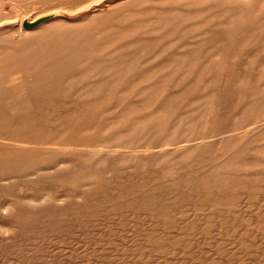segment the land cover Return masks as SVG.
Masks as SVG:
<instances>
[{"label": "rangeland", "instance_id": "1", "mask_svg": "<svg viewBox=\"0 0 264 264\" xmlns=\"http://www.w3.org/2000/svg\"><path fill=\"white\" fill-rule=\"evenodd\" d=\"M149 1L150 0H0V46L3 48L1 49L0 47V54L5 53L11 55L15 48L17 49L19 47L20 50H16L18 58L22 56V58H25H19L23 62H21L19 68L29 74L28 81H26V89H13L9 84H6V82L8 83L10 80H8V76H5V74L8 75L12 68H5V70L0 73V80H2V82L0 81V85H2L0 88V113L3 114L2 117L0 114V264H264V139H261L264 138V111L262 110L264 107V0H185V5L183 4L184 0H169L172 2H170V4H177V6L173 4L175 8L170 7L172 5H168V0ZM177 1H182V4L179 6L180 2L178 3ZM162 2L165 3L161 4ZM138 4L142 7H139ZM194 4L195 6H193V9L197 7L193 11L190 5ZM205 5L206 7H204ZM130 6L131 8L129 10L131 11H126V9H128L127 7ZM132 6H135L136 9L138 8L137 10L139 11L135 9V13H140L141 15L137 14L135 16L133 14L134 7ZM181 6H183L182 9L184 11L180 9ZM118 8L121 10H118ZM115 9L119 12L114 11ZM123 10L126 11L124 13H128L129 15L123 14ZM172 10H174V13ZM221 11L229 16H224ZM95 12L98 14H95ZM28 13L30 15H28ZM130 13L133 15L131 16ZM178 13L187 15L184 17V15ZM155 14V18L157 17L156 19L153 16ZM174 15L176 17H174ZM247 15L249 18L247 17L246 19ZM123 16L125 17L123 18ZM179 16H181L180 18L182 21L178 18ZM188 16L191 20L187 18ZM196 16H198V20L200 19V21H198L196 18L198 21L197 23L195 20ZM235 16L236 19L234 18ZM240 16H242V18ZM120 17L122 19H120L119 22L118 20ZM227 17L229 20L232 19L233 23H229L232 21L226 19ZM95 18L102 20L99 21L102 22L100 23L102 26L99 25L103 28L98 25V20ZM161 18L163 19L160 20ZM168 18H172V21H167ZM177 18L179 22H175ZM145 19H147L146 22H144ZM243 19L245 21H243ZM92 20H94V22ZM153 20L156 21L157 24L151 22ZM221 20L225 21L221 23ZM105 21L106 25L104 24ZM135 21L138 25L135 24ZM215 21L221 24H217ZM147 22L153 25L151 24L149 26ZM109 23L111 25L113 24L115 27L109 25ZM141 24H143L142 27L147 26L149 29H139V25ZM182 24L185 25L182 27ZM189 24L195 27L192 28ZM223 24L225 26L230 25V27L226 29L225 26H222ZM196 25L199 27L198 29ZM96 26L99 29H97ZM116 26L119 27L120 30L116 29ZM138 26L139 28L137 30L135 29L132 31ZM180 26L183 30L180 29ZM202 26H204V28H202ZM211 26L213 27L211 28ZM79 27L80 29H78ZM122 27L126 30L122 29ZM168 27H170L169 30ZM221 27L223 30L220 31ZM231 27L233 29H231ZM62 28L65 35L67 34L66 36ZM67 28L69 30H67ZM74 28H77L79 31L76 29L74 31ZM90 28L92 29L90 30ZM108 28L110 29L108 30ZM130 28L131 30H129ZM200 28L204 31L202 30V32ZM208 28L210 29L208 30ZM103 29L104 31L107 29V32L104 33ZM189 29L190 31L195 30L193 31L195 33L197 30L198 33L199 31L202 32L204 37L203 34L200 33L197 34L201 38L198 37L197 34L195 36V33L192 34ZM58 30H61L63 34L61 32L59 33ZM84 30L86 31L84 32ZM172 30L175 33L174 35ZM226 30H229L228 33L224 32ZM93 31L97 33L94 34ZM55 32H58L57 36ZM185 32L188 34L186 35ZM69 33H72V37ZM176 33L183 34L177 36ZM205 33H208V36ZM10 34L12 36H10ZM88 34H90V36ZM100 34L102 36L104 35V37ZM77 35L79 37H76ZM87 35L89 37H87ZM151 35L156 38H153ZM169 35L174 36V38L172 36L169 38ZM232 35L234 37L236 36L237 39L235 38L236 40H234ZM16 36H18V38H16ZM54 36L57 37V40ZM73 36L75 37L73 38ZM120 36L121 38L119 39L118 37ZM191 36H193L192 39H190ZM67 37L69 39H67ZM95 37L98 39L95 40ZM182 37L183 39H181ZM196 37L197 39H195ZM143 38L144 40L147 38L149 40L147 39L145 42ZM157 38L159 41H162V43L169 39L167 41L171 44L166 41L167 43H165V46L163 45L164 48L162 47V49L160 47L162 44L160 45L161 42H159ZM2 39L4 40L2 41ZM193 39L195 40L193 41ZM53 40L55 42H53ZM76 40L78 42H76ZM174 40H177L178 43ZM172 41H174L176 45L173 44ZM226 41L228 43H226ZM230 41L232 43H230ZM18 42L25 43L24 45L27 46V48H24L25 46ZM61 43L65 45H62L63 48L61 45L58 47ZM102 43L104 44L102 45ZM152 43H154V45ZM40 44L42 46H39ZM44 44L51 50L48 51ZM97 44H99L98 47H101H95ZM144 44L149 49L142 46ZM151 44L153 45L152 47ZM225 44H227V49ZM155 45L159 46L156 47ZM181 45L184 47L182 48ZM80 46L82 47L80 48ZM93 46L98 51H96V49L93 51L94 48H91ZM6 47L8 48L4 49ZM10 47L12 49L15 48L12 50ZM44 47L45 49H43ZM64 47H67V49H64ZM84 47H86L85 50L82 49ZM137 47H141L142 49L140 48V50H138ZM170 47H175V50ZM186 47H189V51H187ZM155 48H158V50L156 49V51ZM165 48H167V50L170 49L166 52ZM99 49L101 50L99 51ZM176 49L182 53L179 54V52H176ZM6 50H8V52ZM153 50H155V53L157 52L156 55ZM40 51H42V53ZM46 51L50 53L46 54ZM92 51L98 55L95 56L94 54V57L91 56L93 54L91 53ZM43 52L48 57L43 54ZM102 52L103 55H101ZM164 52L166 53L164 54ZM88 53L91 56H89L90 58L88 57ZM150 53L152 55H150ZM69 54L72 55L70 56ZM148 54L150 57H153L152 61ZM170 54L174 55L171 56ZM35 55H37V57H35ZM43 56H46V58L44 59ZM177 56H179V58ZM51 57L55 59L52 60ZM81 57L83 59H81ZM49 58L51 60H49ZM75 58H77L76 60L79 59L78 63L76 60L74 61ZM102 58L103 60L101 61ZM177 58L179 61H177ZM94 59L95 61L92 63L91 61ZM154 59L157 60L155 61ZM40 61L45 63L44 67L43 63H41V65L38 64ZM52 61H54V63ZM58 61L62 62L57 64ZM67 61L69 62L67 63ZM85 61L87 62L85 63ZM148 61L152 64L150 65ZM47 62L48 64L46 66ZM60 63L65 65L68 64L69 66H63L64 69H62L60 66L62 64ZM204 64L205 66H203ZM53 65L56 67L54 66V68H52ZM83 65L86 66L84 67ZM102 66H106V68ZM179 66L182 67L179 68ZM78 68L79 71L77 70ZM186 68L189 70H186ZM13 69L16 70V68ZM40 69L43 73H39L38 70ZM59 69L60 72L62 71V74H60ZM128 69H131L129 70L131 72H129ZM69 70L73 72H67ZM54 72L56 75L52 76ZM162 72L167 73V75L164 74L161 76L163 74ZM37 73L40 75L44 74L42 75L43 77L41 76L44 79H42L40 75L38 76ZM92 73L94 75H91ZM122 73L125 74L122 75ZM61 76H65L63 78H65L64 82L67 81L66 84L62 82L63 78ZM90 77L93 78L90 79ZM114 77H119L120 81L118 82V79ZM193 77L195 82L192 80ZM96 78L106 81L104 82ZM176 78L179 79L174 80ZM92 79L96 80L94 81ZM69 80H71L70 82H74L73 86L67 84ZM96 81H99L100 86L99 91L95 94H91L89 90L85 89L83 92H79L76 83H80L79 86L85 84L88 88L92 82ZM157 81L164 82L166 86L159 94L153 97L151 95L152 89H150L148 85L150 82L153 83ZM174 81L176 82L174 83ZM190 81H193L195 84L192 86V84H190L192 82ZM238 81L239 85H236ZM240 82H242V84H240ZM172 83L177 88L175 86L170 87ZM5 84L9 87L7 86L6 88ZM254 84L257 85L254 86ZM182 87L184 88L182 89ZM207 87H211L213 90ZM41 88L43 89L42 92H44V89L46 92L42 93ZM254 88L257 89L256 92L258 94L254 92ZM215 89L219 90L217 91L218 93ZM15 91H17V93ZM85 91L88 92L87 95L84 93ZM37 92L42 93V95L40 96ZM44 94H46V97ZM194 94L195 99H193ZM96 95H100L102 98L95 97ZM189 95L192 98H190ZM211 95L214 96L212 97ZM12 96L15 98L14 100ZM28 96L32 98V100ZM42 96L44 98H41ZM196 96L199 100H197ZM176 97L178 98L173 102V98ZM21 98L23 99L20 102ZM162 98H165V100ZM187 98H190L191 101H186ZM4 99L10 104L7 105L6 103L8 102H5ZM25 99H27L26 103L24 102ZM202 99L204 102L200 101ZM206 99H208V101ZM15 100L19 101L16 102ZM77 100L82 101L81 103L76 102L75 104ZM205 100L206 110L201 107V105L205 103ZM213 100H215L214 103ZM23 102L25 104H23ZM17 103V106H20L19 104L22 103L21 107H16L15 104ZM88 103L90 105L94 104L92 107L95 108H91ZM96 103L97 105H95ZM154 103H157L158 107L165 105L168 110L167 121L170 124L173 120L175 121V119H178V121H173L174 123L171 124V126L175 125L177 129V133L172 139L174 140L175 137L178 136L177 138L179 139L176 138V140L182 147L178 146L179 148L176 147L173 150H170L172 149L170 146L161 148V152L160 150L158 151V161L156 159L158 155L156 156V154L147 156L148 154L146 155V152L132 151L130 153L116 152L108 154L103 152V155L99 154L100 157H97L98 161L94 160L91 156H87V159L79 160V158L77 159L78 154L73 152L72 149L63 150L57 146H49L53 144L54 141L56 143H65L63 131L68 125L69 127L72 126L73 129L77 126V128L82 127L79 124L77 125V123L73 125V123L76 122L74 119L77 117L79 110L87 112L89 115V117L87 116L85 118L86 121L84 119L83 122V125L86 123L88 126L85 124V126L79 130L82 131L83 128H86V130L89 129L83 134L86 138H81L82 141H84L82 143L86 146H93L92 144H94L96 146L102 145L103 147H108L115 144V140H111L112 142H98L97 138H94V136L100 135L106 137L107 133L110 132L108 129L115 126L118 127L121 124L119 122L122 120L128 121H123L120 128L122 126H128L129 128L130 125L132 127L133 120H138L140 116L142 118L155 111L152 110L155 109ZM179 103L180 105L182 103L181 106H184V110L179 106ZM236 103H238L239 106ZM66 104H71L72 106L70 105V107ZM80 104H82V106ZM86 104H88L85 106L87 109L83 107V105ZM213 105H216L214 106L216 109L212 107ZM80 106L83 107L85 111ZM195 106L198 109L194 108ZM27 107H31L32 111H28L30 109H27ZM5 108L7 110H5ZM196 109L197 111H195ZM201 110L202 113H198ZM208 110L210 114L207 113ZM96 112L98 113L96 114ZM181 112L184 116L181 115ZM186 112H189V114ZM203 112L208 114L209 117L207 120L211 119V123L214 121V124L211 125L208 121L206 129L203 128L205 127V115L207 114ZM215 113L216 115L214 117L213 114ZM250 114L255 120L251 118ZM189 115L192 116L191 119ZM193 117H195L194 120L192 119ZM218 118L222 122H220ZM248 120L251 121L249 122ZM253 120L256 122H253ZM187 121H189V123ZM215 121L217 123H215ZM96 123L98 124L96 125ZM253 123L254 126H252ZM102 127L105 129L103 132ZM215 127L217 129H215ZM9 128L10 130H8ZM100 128L101 132L96 134L97 130L99 131ZM117 129H119V127ZM209 130L211 133L208 132ZM90 133L95 135H91ZM168 133L169 132H167V134ZM206 134L208 135L205 136ZM60 136L62 137L60 138ZM201 138L203 141L205 140L204 142L206 144L201 141ZM236 139L239 143L234 146L237 142ZM144 141H148L146 137H136L134 135L116 140V142H121L122 147L125 149L136 151L143 149L142 147L145 145ZM26 144H28L27 147ZM18 145H22V148L20 146V148L17 147ZM185 146L187 152L189 151L188 153L185 152ZM7 148L9 150H6ZM5 150L7 152H5ZM217 150L218 152L216 154ZM119 151H123L122 148H120ZM182 151L185 152V155ZM169 152L171 156H169ZM179 152L182 153L183 156L179 160L178 166L173 169L170 167L172 164L169 163V161L172 160L171 157H173L174 154ZM193 152L196 157L193 155ZM198 154L201 156L200 158H197ZM162 156L163 159H161ZM12 157L15 158L13 159ZM142 157H144V160L148 163L145 162ZM55 158L58 161L56 163L53 162L56 161ZM60 158H62L61 161L63 160V163L60 161ZM67 158H69V160H67ZM10 159L14 160V162L10 161ZM110 159L114 162H111ZM186 159L189 160L186 161ZM107 160L113 163L111 167H109L111 164H108ZM36 161L40 162L39 164L41 165L36 163V166ZM154 161L156 163H153ZM83 162H86L84 163L85 165ZM89 164H92V167H89L90 169L88 168ZM31 165L33 166L32 169L30 168ZM165 165L168 166V169H166L167 166ZM26 166L29 168H26ZM186 166L190 167L187 168ZM35 167H37L36 170ZM80 168H83V172L81 173L86 175V180L83 181L79 178V181L74 180L72 183L67 182L69 177L78 176L80 172H78V170ZM99 168H101L103 172H95V169L99 171ZM86 169H89L88 172L93 170L92 172L90 171V173L94 175L89 176L88 172L86 173ZM141 169L142 171H140ZM68 174H71V176ZM61 178L62 180H60ZM41 183H43V185ZM39 187H41V189H39ZM89 187L90 189L86 190ZM46 192H50V195ZM27 200L31 201L28 203ZM24 204L32 207H25L26 209H24L23 207L26 206ZM9 209H11V211L13 209L15 212H10ZM17 211L18 214L16 213ZM3 216H5V218ZM16 218L17 220H14ZM18 218L21 219V221Z\"/></svg>", "mask_w": 264, "mask_h": 264}, {"label": "bare ground", "instance_id": "2", "mask_svg": "<svg viewBox=\"0 0 264 264\" xmlns=\"http://www.w3.org/2000/svg\"><path fill=\"white\" fill-rule=\"evenodd\" d=\"M150 1H151V0H150ZM150 1H149V2H150ZM157 1H159V0H157ZM168 1H169V0H168ZM172 1H173V0H172ZM182 1H183V0H182ZM182 1H181V2H182ZM193 1H194V0H193ZM193 1H192V2H193ZM220 1H221V0H220ZM224 1H225V0H224ZM151 2H152V1H151ZM166 2H167V1H166ZM170 2H171V1H169V4H168V3H166V4H168V5H172V6H170V7H173V8H175L174 5L177 6V4H174V3H173V4H174V5H173V4H170ZM174 2H176V1H174ZM177 2H178V1H177ZM179 2H180V1H179ZM179 2H178V3H179ZM181 2L179 3V6L182 4ZM189 2H190V1H189ZM163 3H165V2H162L161 4H163ZM171 3H172V2H171ZM197 3H198V2H197ZM220 3H221V2H220ZM150 4H151V3H150ZM183 4L185 5V0L183 1ZM186 4H188V3H186ZM195 4H196V3H195ZM195 4H194V5H190V8L193 9V6H195ZM201 4H202V2H201ZM204 4H205V3H204ZM128 5H129V4H128ZM131 5H132V4H131ZM197 5H198V4H197ZM222 5H223V4H222ZM225 5H226V4H225ZM225 5H224V6H225ZM229 5H230V4H229ZM249 5H250V4H249ZM126 6H127V5H126ZM136 6H137V5H136ZM138 6H139V4H138ZM138 6H137V7H138ZM140 6H141V5H140ZM140 6H139V7H140ZM164 6H165V5H164ZM188 6H189V5H188ZM215 6H216V5H215ZM245 6H246V5H245ZM68 7H69V6H68ZM132 7H134V13H133V14H134L135 16H136L137 14L141 15L140 13H137V14L135 13V9H136L135 6H132ZM141 7H142V6H141ZM158 7H160V6H158ZM158 7H157V8H158ZM196 7H197V6H196ZM196 7H194V8L196 9ZM204 7H206V5H205ZM225 7H226V6H225ZM257 7H258V6H257ZM33 8H34V7H33ZM120 8H122V7H120ZM127 8H128V9L125 8L126 11H128V10L131 8V6H130V7H127ZM157 8H156V9H157ZM173 8H172V9H173ZM178 8H180V7H178ZM182 8H183V6H181L180 9H182ZM198 8H201V7H198ZM227 8H229V7H227ZM40 9H41V8H40ZM137 9H138V8H137ZM137 9H136V10H137ZM162 9H163V7H162ZM170 9H171V8H170ZM192 9H190V10H192ZM195 9H193V11H194ZM225 9H226V8H225ZM240 9H241V8H240ZM17 10H18V9H17ZM37 10H38V9H37ZM65 10H66V9H65ZM70 10H72V9H70ZM118 10H121V9L118 8ZM118 10L115 9L114 11H118ZM140 10H141V8H140ZM143 10H144V9H143ZM157 10H158V9H157ZM157 10H156V11H157ZM159 10H160V8H159ZM187 10H188V9H187ZM56 11H57V10H56ZM74 11H75V9H74ZM94 11H95V10H94ZM94 11H93V12H94ZM110 11H111V10H110ZM126 11L123 10V14H127V15H129L128 13H124V12H126ZM129 11H131V10H129ZM137 11H139V10H137ZM141 11H142V10H141ZM149 11H151V10H149ZM152 11H153V10H152ZM154 11H155V10H154ZM182 11H184V10L182 9ZM225 11H226V10H225ZM235 11H236V9H235ZM242 11H243V10H242ZM34 12H35V11H34ZM54 12H55V11H54ZM118 12H119V11H118ZM142 12H143V11H142ZM144 12H146V11H144ZM157 12H160V11H157ZM172 12L174 13V10H172ZM172 12H171V13H172ZM175 12H177V11H175ZM189 12H190V11H189ZM22 13H23V12H22ZM45 13H46V12H45ZM47 13H48V12H47ZM171 13H170V14H171ZM215 13H216V12H215ZM215 13H214V14H215ZM221 13H222V11H221ZM242 13H243V12H242ZM19 14H20V13H19ZM41 14H42V13H41ZM53 14H54V13H53ZM95 14H98V13L95 12ZM95 14H94V15H95ZM113 14H114V13H113ZM133 14H132V15H133ZM148 14H150V13H148ZM156 14H158V13H156ZM156 14L153 15L154 18H155V16H156ZM164 14H166V13H164ZM178 14L184 15V14H182V13H178ZM178 14H177V15H178ZM200 14H201V13H200ZM218 14H219V12H218ZM222 14H223L224 16H229V15H225L224 12H223ZM247 14H248V13H247ZM28 15H30V14L28 13ZM37 15H38V14H37ZM88 15H89V14H88ZM94 15H92V16H94ZM101 15H103V14H101ZM111 15H112V14H111ZM130 15H131V13H130ZM132 15H131V16H132ZM142 15H143V13H142ZM171 15H172V14H171ZM186 15H187V14H186ZM186 15H184V17H186ZM208 15H209V14H208ZM220 15H221V14H220ZM242 15H243V14H242ZM38 16H39V15H38ZM96 16H98V15H96ZM96 16H95V17H96ZM119 16H120V15H119ZM198 16H199V15H198ZM198 16L195 17V20H196V18H197V20H198ZM34 17H35V16H34ZM36 17H37V16H36ZM84 17H85V16H84ZM88 17H89V16H88ZM102 17H103V16H102ZM124 17H125V16H123V18H124ZM149 17H150V16H149ZM165 17H166V16H165ZM174 17H176V16L174 15ZM180 17H181V16H179L178 18H180ZM182 17H183V16H182ZM184 17H183V18H184ZM218 17H219V15H218ZM240 17L242 18V16H240ZM247 17H248V15L246 16V19H247ZM81 18H82V17H81ZM91 18H92V17H91ZM91 18H90V19H91ZM93 18H94V17H93ZM97 18H98V17H97ZM97 18H95V19H97ZM99 18H100V17H99ZM117 18H118V15H117ZM131 18H133V17H131ZM141 18H142V17H141ZM141 18H140V19H141ZM150 18H151V17H150ZM156 18H157V17H156ZM156 18H155V19H156ZM172 18H173V16H172ZM172 18H171V19H172ZM178 18H177V20L175 19V22L178 21ZM187 18H189V16H188ZM234 18L236 19V16H235ZM238 18H239V17H238ZM241 18H240V19H241ZM248 18H249V17H248ZM24 19H25V17H24ZM24 19H22V20H24ZM26 19H27V18H26ZM29 19H30V18H29ZM29 19H28V20H29ZM32 19H33V18H32ZM45 19H46V18H45ZM87 19H88V18H87ZM115 19H116V17H115ZM120 19H122V18H121V17L119 18V20H118L119 22H120ZM147 19H149V18H147ZM147 19H145V21H144V20H141V21L146 22ZM151 19H152V18H151ZM162 19H163V18H161L160 20H162ZM171 19L168 18L167 21L170 22V21H172ZM189 19H190V18H189ZM212 19H214V18H212ZM215 19H217V18H215ZM218 19H220V18H218ZM222 19H223V17H222ZM226 19H228V17H227ZM226 19H225V20H226ZM230 19H231V18H230ZM235 19H233V20H235ZM255 19H256V18H255ZM82 20H83V19H82ZM97 20H98V19H97ZM131 20H132V19H131ZM165 20H166V19H165ZM165 20H163V21H165ZM190 20H191V19H190ZM190 20H189V22H190ZM192 20H193V19H192ZM197 20H196V23H197L198 21H200V19H199L198 21H197ZM201 20H202V19H201ZM206 20H207V19H206ZM225 20H221V21H222L221 23H223ZM228 20H229V19H228ZM33 21H34V20H33ZM92 21L94 22V20H92ZM99 21H102V20H101V19L98 20V25H99L100 23H102V22H99ZM109 21H110V19H109ZM118 21H117V23H118ZM141 21H140V22H141ZM158 21H159V20H158ZM180 21H182L181 18H180ZM219 21H220V20H219ZM229 21H232V19L229 20ZM229 21H228V22H229ZM243 21H245V20L243 19ZM26 22H27V21H26ZM30 22H31V21H30ZM111 22H112V21H111ZM114 22H115V21H114ZM114 22H113V24H114ZM122 22H123V21H122ZM135 22H136V21H135ZM151 22H155V23H156V21H154V20L151 21ZM169 22H167V23H169ZM178 22H179V21H178ZM186 22H187V21H186ZM186 22H185V24H186ZM189 22H187V23H189ZM194 22H195V21H194ZM246 22H248V21H246ZM246 22H245V23H246ZM86 23H87V22H86ZM115 23H116V22H115ZM133 23H134V22H133ZM142 23H143V22H142ZM147 23H148V22H147ZM155 23H154V25H155ZM161 23H162V22H161ZM206 23H207V22H206ZM215 23H217V24H221V23H218V22H216V21H215ZM215 23H214V24H215ZM229 23H233V21H232V22H229ZM78 24H79V23H78ZM82 24H83V23H82ZM87 24H88V23H87ZM96 24H97V22H96ZM104 24L106 25V21L104 22ZM107 24H108V20H107ZM113 24L111 25V24L109 23V25H111V26H113ZM135 24H137V22H136ZM144 24H145V23H144ZM151 24H152V23H151ZM151 24H150V22L148 23L149 26H150ZM156 24H157V23H156ZM165 24H166V23H165ZM171 24H172V23H171ZM174 24H177V23H174ZM185 24H182V27H183V25H185ZM192 24H193V21H192ZM199 24H200V23H199ZM199 24H198V26H199ZM203 24H204V22H203ZM19 25H20V24H19ZM19 25H17V26H19ZM100 25H101V24H100ZM100 25H99V26H100ZM137 25H138V24H137ZM137 25H136V26H137ZM142 25H143V24L139 25L140 28H139V26H138V27L134 28L132 31H134L135 29L137 30L138 28H139V29H142V28H145V29H146V28H147V30L149 29L147 26H146V27H142ZM152 25H153V24H152ZM161 25H162V24H161ZM194 25H195V24H194ZM85 26H86V25H85ZM94 26H95V25H94ZM101 26H102V25H101ZM101 26H100V27H101ZM120 26H121V25H120ZM172 26H176V25H172ZM189 26H191L192 28L195 27V26H192L191 24H189ZM208 26H210V25H208ZM222 26H225V25L223 24ZM19 27H20V26H19ZM90 27H91V26H90ZM113 27H115V26H113ZM113 27H111V28H113ZM196 27H197V25H196ZM199 27H200V26H199ZM199 27H197V29H198ZM212 27H213V26H211V28H212ZM227 27H230V25H229V26H225L226 29H227ZM232 27H234V26H232ZM232 27H231V29H233ZM64 28H65V27H64ZM96 28H97V26H96ZM101 28H103V27H101ZM105 28H106V27H105ZM120 28H121V27H120ZM169 28H170V27H168V30H169ZM185 28H187V27H185ZM185 28H184V29H185ZM202 28H204V26H202ZM202 28H200L201 31L203 30ZM214 28H215V27H214ZM223 28H224V27H223ZM13 29H14V28H13ZM75 29L78 30V29H80V27H79L78 29H77V28H74V31H75ZM91 29H92V28H90V30H91ZM97 29H99V28H97ZM109 29H110V28H108V30H109ZM116 29H119V27L116 26ZM122 29H125V28L122 27ZM180 29H181V26H180ZM209 29H210V28H208V30H209ZM219 29H220V28H219ZM62 30H63V28H62ZM67 30H69V29L67 28ZM81 30H82V29H81ZM100 30H101V29H100ZM105 30H106V31H104V29H103V32H104V33L107 32V29H105ZM119 30H120V29H119ZM125 30H126V29H125ZM129 30H131V28H130ZM129 30H128V31H129ZM147 30H146V31H147ZM165 30H166V29H165ZM181 30H183V29H181ZM208 30H207V31H208ZM211 30H212V29H211ZM221 30H223L222 27H221L220 31H221ZM20 31H21V30H20ZM20 31H19V32H20ZM78 31H79V30H78ZM85 31H86V30H84V32H85ZM132 31H131V32H132ZM161 31H162V30H161ZM166 31H167V30H166ZM175 31H176V30H175ZM177 31H178V30H177ZM187 31H188V30H187ZM189 31H190V29H189ZM189 31H188V32H189ZM193 31H195V30H193ZM193 31H190V32H192V34H194L195 32H193ZM203 31H204V30H203ZM203 31H202V32H203ZM217 31H218V29H217ZM228 31H229V30H226V31H224V32H227V33H228ZM21 32H22V31H21ZM26 32H27V31H26ZM58 32H59V33H60V32L62 33L61 30H60V31L58 30ZM58 32H55V33H56V36H57V33H58ZM69 32H70V31H69ZM72 32H73V31H72ZM89 32H91V31H89ZM93 32H94V31H93ZM124 32H125V31H124ZM141 32H142V31H141ZM170 32H171V31H170ZM170 32H169V33H170ZM202 32L199 31L200 34H203ZM234 32H235V30H234ZM13 33H14V32H13ZM22 33H23V32H22ZM27 33H28V32H27ZM63 33H64V30H63ZM63 33H62V34H63ZM95 33H97V32H94V34H95ZM101 33H102V32H101ZM104 33H103V34H104ZM125 33H126V32H125ZM139 33H140V32H139ZM172 33H173V35L175 34L173 30H172ZM197 33H198V30H197V32L195 33V36H196ZM199 33H198V34H199ZM227 33H226V34H227ZM50 34H51V33H50ZM69 34L71 35L72 33H69ZM74 34H75V33H74ZM74 34H73V35H74ZM76 34H78V33H76ZM79 34L82 35L81 33H79ZM116 34H118V33H116ZM119 34H121V33H119ZM127 34H129V33H127ZM137 34H138V33H137ZM160 34H161V33H160ZM176 34H177V33H176ZM179 34H183V33H179ZM179 34H177V36H179ZM185 34L187 35L188 33L185 32ZM185 34H184V35H185ZM189 34H191V33H189ZM198 34H197V35H198ZM205 34H207V36H208V33H205ZM13 35H14V34H13ZM17 35H18V34H17ZM25 35H26V34H25ZM32 35H33V34H32ZM51 35H54V34H51ZM60 35H61V34H60ZM60 35H59V36H60ZM64 35H65V33H64ZM66 35H67V34H66ZM66 35H65V36H66ZM88 35L90 36V34H88ZM88 35H87V37H89ZM96 35H97V34H96ZM100 35H101V34H100ZM105 35H107V34H105ZM110 35H111V34H110ZM113 35H114V34H113ZM141 35H142V34H141ZM163 35H164V34H163ZM167 35H168V34H167ZM184 35H181V36H184ZM235 35H236V34H235ZM6 36H7V35H6ZM10 36H12V35L10 34ZM18 36H19V35H18ZM18 36H16V38H18ZM56 36H54V37H56ZM101 36H102V35H101ZM108 36H109V35H108ZM111 36H112V35H111ZM151 36H153V35H151ZM158 36H160V35H158ZM158 36H157V37H158ZM161 36H162V35H161ZM171 36H172V35H171ZM171 36L169 35V38H170ZM193 36H194V35H193ZM193 36H191L190 39H192ZM230 36H231V34H230ZM230 36H229V38H230ZM236 36H237V35H236ZM236 36L234 37V36L232 35V37H234V40L237 39L238 36H237V37H236ZM54 37H53V38H54ZM62 37H64V36H62ZM68 37H69V36H68ZM68 37H67V39H69ZM71 37H72V35H71ZM74 37H75V36H73V38H74ZM76 37H79V36L77 35ZM84 37H86V36H84ZM102 37H104V35H103ZM172 37L174 38V36H172ZM198 37H200V36L198 35ZM203 37H204V34H203ZM20 38H21V35H20ZM20 38H19V39H20ZM64 38H66V37H64ZM91 38H92V37H91ZM95 38H96V37H95ZM118 38L120 39L121 36L118 37ZM123 38H124V37H123ZM153 38H156V37L153 36ZM173 38H172V40H173ZM176 38H177V37H176ZM187 38H188V37H187ZM200 38H201V37H200ZM200 38H199V39H200ZM207 38H208V37H207ZM225 38H228V37H225ZM235 38H236V39H235ZM19 39H18V40H19ZM48 39H52V38H48ZM55 39L57 40V37H56ZM70 39H71V38H70ZM76 39H78V38H76ZM81 39H84V38H81ZM97 39H98V38H96L95 40H97ZM101 39H103V38H101ZM108 39H109V37H108ZM147 39H148V38H147ZM147 39H145V40H147ZM150 39H151V38H150ZM160 39H161V38H160ZM181 39H183V37H182ZM195 39H197V37H196ZM195 39H193V41H194ZM204 39H205V38H204ZM3 40H4V39H2V41H3ZM23 40H25V39H23ZM72 40H73V39H72ZM74 40H75V39H74ZM99 40H100V39H99ZM145 40H144V38H143V41H145ZM148 40H149V39H148ZM157 40L159 41L158 38H157ZM157 40H156V41H157ZM167 40H169V39H167ZM167 40H166V41H167ZM177 40H178V38H177ZM177 40H176V41L174 40V41L177 42ZM230 40H231V39H230ZM0 41H1V39H0ZM6 41H7V40H6ZM11 41H12V39H11ZM11 41H8V42H11ZM32 41H33V40H32ZM91 41H92V40H91ZM105 41H106V39H105ZM143 41H142V43H143ZM156 41H155V42H156ZM158 41H157V42H158ZM164 41H165V40H164ZM166 41L163 42L164 44L162 43V41H159V42H161L160 45L162 44V46H160L161 48L163 47V45L165 46V43L168 42V41H167V42H166ZM174 41H172V43L176 45V43H174ZM180 41H181V40H180ZM191 41H192V40H191ZM196 41H197V40H196ZM4 42H5V41H4ZM8 42H7V43H8ZM12 42H13V41H12ZM23 42H24V41H23ZM27 42H29V41H27ZM30 42H31V41H30ZM53 42H55V41L53 40ZM76 42H78V41L76 40ZM87 42H89V41H87ZM97 42H98V41H97ZM128 42H129V41H128ZM145 42H146V41H145ZM147 42H148V41H147ZM149 42H150V41H149ZM151 42H152V40H151ZM151 42H150V43H151ZM188 42H189V41H188ZM200 42H201V41H200ZM18 43H19V44H22V45L25 44V43H22V42H18ZM47 43H49V42H47ZM51 43H52V41H51ZM57 43H58V42H57ZM80 43H81V40H80ZM168 43H170V42H168ZM177 43H178V42H177ZM203 43H205V42H203ZM226 43H228V42L226 41ZM230 43H232V42L230 41ZM14 44H15V43H14ZM26 44H28V43H26ZM42 44H43V43H42ZM75 44H77V43H75ZM91 44H92V43H91ZM103 44H104V43H102V45H103ZM134 44H135V43H134ZM152 44L154 45V43H152ZM152 44H151V47L153 46ZM158 44H159V43H158ZM170 44H171V43H170ZM170 44H169V45H170ZM201 44H202V43H201ZM215 44H216V43H215ZM5 45H7V44H5ZM5 45H4V47H5ZM16 45H17V43H16ZM22 45H20V46H22ZM32 45H33V44H32ZM60 45H61V47H62L63 44H62V43L59 44L58 47H59ZM81 45H82V44H81ZM95 45H96V44H95ZM98 45H99V44H97V46H95V47H98ZM129 45H130V44H129ZM146 45H147V44H146ZM149 45H150V44H149ZM169 45H168V47H169ZM175 45H174V46H175ZM225 45H226L225 47H226V49H227V44H225ZM229 45H230V44H229ZM9 46H10V45H9ZM12 46H15V45H12ZM24 46H25V45H24ZM39 46H42V45L40 44ZM44 46H45V44H44ZM63 46H65V45H63ZM139 46H140V45H139ZM142 46L148 48L147 46H145V44L142 45ZM142 46H141V47H142ZM155 46H156V45H155ZM157 46H159V45H157ZM157 46H156V47H157ZM172 46H173V45H172ZM181 46H182V45H181ZM188 46H189V45H188ZM214 46H215V45H214ZM0 47H1V46H0ZM17 47H18V45H17ZM29 47H30V46H29ZM45 47H46V46H45ZM45 47H44L43 49H45ZM53 47H54V46H53ZM55 47H56V46H55ZM81 47H82V46H80V48H81ZM86 47H87V46H86ZM86 47H84V48H82V49L85 50ZM89 47H90V46H89ZM99 47H101V46H99ZM99 47H98V48H99ZM141 47H139V48L137 47V49L140 50ZM183 47H184V46H182V48H183ZM218 47H219V46H218ZM225 47H224V48H225ZM7 48H8V47H6V48H4V49H7ZM14 48H15V47H14ZM14 48H13V49H14ZM24 48H27V46H25ZM46 48H47V47H46ZM62 48H63V47H62ZM73 48H75V47H73ZM73 48H72V49H73ZM91 48H94V46L91 47ZM91 48H90V51H91ZM158 48H159V47H158ZM158 48H155V50H156V49L158 50ZM163 48H164V47H163ZM163 48H162V49H163ZM170 48H172V49L174 48L173 50H175V47H170ZM170 48H169V49H170ZM186 48H187V47H186ZM194 48H195V47H194ZM206 48H207V47H206ZM211 48H212V47H211ZM1 49H3V48L1 47ZM10 49H12V48L10 47ZM10 49H9V50H10ZM13 49H12V50H13ZM17 49H19V47H18ZM17 49L15 48L14 52H13L11 55H8V54H5V53L0 54V73H2V72L5 70V68H12V70L8 73V75L5 74L6 77L8 76V80H10L8 83L6 82V84H9V85L11 86V88H13V89H16V88H20V89L23 88V89H26V81H28V77H29L28 75H29V74H28V72H26V71H22V70L19 68V66H21V62H22L20 59H25V58H22L23 56H22V57H19L20 59L18 58V56H17V51H16ZM47 49H48V51L51 50V49H49V48H47ZM47 49H46V50H47ZM60 49H61V48H60ZM60 49H59V50H60ZM64 49H67V47H66V48L64 47ZM88 49H89V48H88ZM95 49H96V48H94L93 51H94ZM141 49H142V48H141ZM144 49H145V48H144ZM148 49H149V48H148ZM148 49H147V51H148ZM165 49H166V52L169 50V49L167 50V48H165ZM172 49H171V50H172ZM221 49H222V46H221ZM226 49H225V50H226ZM19 50H20V49H19ZM22 50H24V49H22ZM22 50H21V51H22ZM25 50H26V49H25ZM28 50H29V49H28ZM30 50H31V49H30ZM36 50H37V49H36ZM36 50H32V51H36ZM75 50H77V49H75ZM100 50H101V49H99V51H100ZM138 50H136V51H138ZM145 50H146V49H145ZM155 50H153L154 53H155ZM157 50H156V51H157ZM159 50H160V49H159ZM176 50H177V49H176ZM219 50H220V49H219ZM222 50H223V49H222ZM225 50H224V51H225ZM6 51L8 52V50H6ZM6 51H5V52H6ZM32 51H31V52H32ZM37 51H38V50H37ZM42 51H43V50H42ZM42 51H40V52L42 53ZM61 51H62V50H61ZM81 51H82V50H81ZM93 51H92L91 53H93ZM96 51H98V50L96 49ZM103 51H104V49H103ZM147 51H146V53H147ZM187 51H189V47L187 48ZM197 51H198V50H197ZM199 51H200V49H199ZM201 51H202V50H201ZM224 51H223V53H224ZM18 52H19V51H18ZM25 52H26V51H25ZM27 52H28V51H27ZM46 52H47V51H46ZM76 52H77V51H76ZM76 52H75V53H76ZM83 52H84V51H83ZM139 52H140V51H139ZM166 52H164V54H165ZM176 52H179V54L182 53V52H180V51H178V50H177ZM184 52H185V50H184ZM215 52H216V51H215ZM41 53H40V54H41ZM48 53H50V52H47L46 54H48ZM52 53H53V52H52ZM68 53H69V47H68ZM71 53H72V52H71ZM97 53H98V52H97ZM148 53H149V51H148ZM156 53H157V52H156ZM156 53H155V55H156ZM186 53H187V52H186ZM22 54H23V53H22ZM27 54H28V53H27ZM29 54H30V53H29ZM33 54H34V53H33ZM38 54H39V53H38ZM38 54H37V55H38ZM43 54H45V53L43 52ZM46 54H45V55H46ZM58 54H59V53H58ZM58 54H57V55H58ZM72 54H73V53H72ZM72 54H71V55H72ZM88 54H89V53H88ZM88 54H87V55H88ZM94 54H95V56L98 55V54L96 55V53H93L91 56H93ZM158 54H159V52H158ZM162 54H163V53H162ZM176 54H177V53H176ZM176 54H175V55H176ZM179 54H177V55H179ZM189 54H190V53H189ZM192 54H194V53H192ZM195 54H196V53H195ZM214 54H215V53H214ZM214 54H213V55H214ZM37 55H35V57H37ZM53 55H55V54H53ZM53 55H52V56H53ZM66 55H67V54H66ZM69 55H70V54H69ZM71 55H70V56H71ZM101 55H103V52H102ZM101 55H100V56H101ZM150 55H152V54L150 53ZM170 55L172 56V55H174V54H170ZM221 55H222V53H221ZM31 56H32V54H31ZM31 56H30V57H31ZM46 56H47V55H46ZM46 56H43L44 59L46 58ZM49 56H51V55H49ZM76 56H77V55H76ZM89 56H90V54L88 55V57H89ZM91 56H90V57H91ZM148 56H149V54H148ZM148 56H147V59H148ZM153 56H154V54H153ZM162 56H164V55H162ZM179 56H180V55H179ZM179 56H177V57L179 58ZM210 56H211V55H210ZM224 56H225V55H224ZM27 57H28V56H27ZM47 57H48V56H47ZM53 57H54V56H53ZM78 57H79V54H78ZM83 57H84V56H83ZM88 57H87V58H88ZM90 57H89V58H90ZM93 57H94V56H93ZM194 57H195V56H194ZM65 58H66V57H65ZM73 58H74V57H73ZM149 58H150V60L152 61L153 57H152V56H151V57L149 56ZM156 58H158V57H156ZM172 58H175V57H172ZM178 58H177V59H178ZM181 58H183V57H181ZM181 58H180V59H181ZM29 59H30V58H29ZM29 59H28V61H29ZM37 59H38V58H37ZM42 59H43V58H42ZM51 59H52V57H51ZM51 59L49 58V60H51ZM53 59H55V58H53ZM53 59H52V60H53ZM76 59H77V58H75L74 61H75ZM81 59H83V58L81 57ZM84 59H86V58H84ZM169 59H170V58H169ZM169 59H168V60H169ZM177 59H176V60H177ZM19 60H20V61H19ZM38 60H39V59H38ZM46 60H47V59H46ZM67 60H68V58H67ZM89 60H91V59H89ZM102 60H103V58L101 59V61H102ZM154 60H155V59H154ZM154 60H153V61H154ZM156 60H157V59H156ZM156 60H155V61H156ZM170 60H172V59H170ZM185 60H186V59H185ZM219 60H220V59H219ZM17 61H18V62H17ZM30 61H31V60H30ZM43 61H44V60H43ZM43 61H42V62L40 61V63H38V64L41 65V63H43ZM62 61H63V60H62ZM62 61H58L57 64H59V62H62ZM65 61H66V60H65ZM76 61H77V63H78V62H79V59L76 60ZM81 61H82V60H81ZM94 61H95V59L92 60L91 62L93 63ZM172 61H173V60H172ZM177 61H179V59H178ZM177 61H176V62H177ZM188 61H189V59H188ZM205 61H206V60H205ZM52 62L54 63V61H52ZM68 62H69V61H67V63H68ZM72 62H73V61H72ZM86 62H87V61H85V63H86ZM88 62H89V61H88ZM145 62H146V61H145ZM158 62H159V61H158ZM163 62H164V61H163ZM173 62H174V61H173ZM182 62H183V61H182ZM197 62H198V61H197ZM22 63H23V62H22ZM29 63H30V62H29ZM49 63H50V62H49ZM53 63H52V64H53ZM55 63H56V62H55ZM74 63H75V62H74ZM74 63H73V64H74ZM102 63H103V62H102ZM148 63H149V61H148ZM155 63H156V62H155ZM161 63H162V62H161ZM47 64H48V62L46 63V66H47ZM60 64H62V65H60V66L62 67V69H64L63 66L66 67V65H68V64L65 65V64H63V63H60ZM88 64H90V63H88ZM103 64H104V63H103ZM120 64H121V63H120ZM149 64L151 65L152 63H149ZM162 64H163V63H162ZM175 64H176V63H175ZM181 64H182V63H181ZM187 64H188V63H187ZM31 65H33V64H31ZM34 65H35V62H34ZM44 65H45V63H43V67H44ZM49 65H50V64H49ZM81 65H82V64H81ZM86 65H87V64H86ZM86 65H85V66H86ZM104 65H105V64H104ZM117 65H118V64H117ZM160 65H161V64H160ZM164 65H165V64H164ZM179 65H180V64H179ZM54 66H55V65H53L52 68H54ZM68 66H69V65H68ZM70 66H71V65H70ZM83 66H84V65H83ZM85 66H84V67H85ZM152 66H153V65H152ZM158 66H159V64H158ZM186 66H187V65H186ZM203 66H205V64H204ZM38 67H39V66H38ZM55 67H56V66H55ZM61 67H60V68H61ZM72 67H73V65H72ZM75 67H76V66H75ZM91 67H92V66H91ZM99 67H100V66H99ZM102 67H103V66H102ZM104 67L106 68V66H104ZM104 67H103V68H104ZM107 67H108V66H107ZM113 67H116V66H113ZM123 67H124V66H123ZM129 67H130V66H129ZM180 67H182V66H179V68H180ZM13 68H16V70H14ZM28 68H29V67H28ZM73 68H74V67H73ZM119 68H120V67H119ZM124 68H125V67H124ZM130 68H132V67H130ZM133 68H134V67H133ZM154 68H155V66H154ZM154 68H153V69H154ZM179 68H177V69H179ZM202 68H203V67H202ZM38 69H39V68H38ZM74 69H75V68H74ZM74 69H73V70H74ZM114 69H115V68H114ZM184 69H185V67H184ZM29 70H30V69H29ZM53 70H54V69H53ZM65 70H67V69H65ZM77 70L79 71V68H78ZM89 70H92V69H89ZM118 70H119V69H118ZM125 70H126V69H125ZM129 70H131V69H128V71H129ZM186 70H189V69L186 68ZM38 71H39V73H43V72L41 71V69L38 70ZM54 71H55V70H54ZM86 71H87V70H86ZM96 71H97V70H96ZM122 71H123V70H122ZM151 71H152V70H151ZM167 71H168V70H167ZM174 71H175V70H174ZM174 71H173V72H174ZM182 71H185V70H182ZM182 71H181V72H182ZM29 72H31V71H29ZM55 72H56V71H55ZM55 72L52 74V76H53V75H56ZM59 72H60V69H59ZM63 72H64V70H63ZM67 72H73V71H70V70H69V71H67ZM98 72H99V70H98ZM98 72H97V74H98ZM100 72H101V71H100ZM129 72H131V71H129ZM149 72H150V71H149ZM185 72H186V71H185ZM45 73H46V72H45ZM51 73H52V72H51ZM85 73H86V72H85ZM111 73H112V72H111ZM127 73H128V72H127ZM127 73H126V74H127ZM153 73H154V71H153ZM157 73H158V72H157ZM162 73H163L162 75H161V74H159V75H161V76H163L164 74L167 75V73H165V72H162ZM169 73H170V72H169ZM182 73H183V72H182ZM199 73H200V72H199ZM31 74H32V73H31ZM35 74H36V73H35ZM37 74H38V73H37ZM46 74H47V73H46ZM60 74H62V71L60 72ZM63 74H64V73H63ZM82 74H83V73H82ZM88 74H90V73H88ZM124 74H125V73H122V75H124ZM150 74H151V73H150ZM171 74H173V73H171ZM183 74H184V73H183ZM3 75H4V73H3ZM39 75H40V74H38V76H39ZM42 75H44V74H42ZM42 75H40V77H41ZM48 75H49V73H48ZM57 75H59V74H57ZM67 75H69V74H67ZM78 75H79V73H78ZM91 75H94V74L92 73ZM100 75H101V74H100ZM120 75H121V74H120ZM157 75H158V74H157ZM200 75H201V74H200ZM36 76H37V75H36ZM45 76H46V75H45ZM70 76H71V75H70ZM70 76H69V77H70ZM73 76H74V75H73ZM115 76H116V75H115ZM126 76H127V75H126ZM131 76H132V74H131ZM178 76H179V75H178ZM185 76H186V75H185ZM3 77H4V76H3ZM30 77H31V76H30ZM32 77H33V76H32ZM42 77H43V76H42ZM42 77H41V78H42ZM59 77H60V76H59ZM61 77H62V76H61ZM63 77H65V76H63ZM63 77H62V78H63ZM71 77H72V76H71ZM71 77H70V78H71ZM88 77H89V76H88ZM98 77H99V76H98ZM116 77H117V76H116ZM121 77H122V76H121ZM200 77H201V76H200ZM35 78H36V77H35ZM38 78H39V77H38ZM41 78H40V79H41ZM91 78H93V77H90V79H91ZM102 78H103V77H102ZM114 78H115V77H114ZM114 78H113V79H114ZM150 78H151V77H150ZM157 78H158V77H157ZM167 78H168V77H167ZM6 79H7V78H6ZM42 79H44V78H42ZM42 79H41V80H42ZM48 79H49V78H48ZM96 79H98V78H96ZM96 79H95V80H96ZM99 79H100V78H99ZM99 79H98V80H99ZM115 79H118V80H117L118 82L120 81V80H119V77H118V78H115ZM115 79H114V80H115ZM177 79H179V78H176V79H174V80H177ZM45 80L47 81L46 78H45ZM58 80H59V78H58ZM64 80H65V78H63V81H62V82H64ZM66 80H67V79H66ZM84 80H85V78H84ZM84 80H83V81H84ZM92 80H94V79H92ZM92 80H90V81H92ZM95 80H94V81H95ZM100 80H101V81H104V80H102V79H100ZM111 80H112V79H111ZM114 80H113V83H114ZM157 80H158V79H157ZM159 80H160V77H159ZM192 80L194 81V77H193ZM0 81L2 82V80H0ZM3 81H4V79H3ZM5 81H6V80H5ZM38 81H39V79H38ZM70 81H71V80H69L67 84H71V85L73 86V85H74V82H70ZM101 81H100V82H101ZM105 81H106V80H105ZM105 81H104V82H105ZM131 81H132V80H131ZM131 81H130V82H131ZM136 81H137V80H136ZM162 81H163V80H162ZM193 81H190V82H192V83L189 82L190 84H192V86L195 84V83H194L195 81H194V82H193ZM66 82H67V81H66ZM66 82H64V83L66 84ZM76 82H77V81H76ZM115 82H116V80H115ZM175 82H176V81H174V83H175ZM197 82H198V81H197ZM197 82H196V83H197ZM232 82H233V81H232ZM244 82H245V81H244ZM3 83H4V82H3ZM3 83H2V84H3ZM40 83H41V81H40ZM55 83H56V82H55ZM64 83H63V85H64ZM101 83H102V82H101ZM132 83H133V82H132ZM189 83H188V84H189ZM254 83H255V82H254ZM6 84H5V86H6V88H7L8 85H6ZM76 84L78 85V90H79V92H81V91L83 92L84 89H85V90H89V92H91V94H95L97 91H99V86H100L99 81L92 82V83L88 86V88H87V85H85V84H84V85H81V86H79L80 83H79V84L76 83ZM211 84H212V83H211ZM232 84H233V83H232ZM240 84H242V82H240ZM261 84H262V83H261ZM111 85H112V83H111ZM236 85H239V81H238V84L236 83ZM236 85H235V86H236ZM245 85H246V84H245ZM245 85H244V86H245ZM249 85H250V84H249ZM255 85H257V84H254V86H255ZM1 86H2V85H0V88H1ZM49 86H50V85H49ZM51 86H52V85H51ZM75 86H76V85H75ZM148 86H149L150 89H152V93H151V95H152L153 97H155L157 94L160 93V91L163 90V88H164L166 85H165L164 82H160V81L158 82V81H157V82H153V83L150 82ZM169 86H170V85H169ZM172 86H175V85H173V83H172L170 87H172ZM210 86H211V85H210ZM230 86H231V85H230ZM247 86H248V84H247ZM252 86H253V84H252ZM263 86H264V85H263ZM8 87H9V86H8ZM66 87H67V86H66ZM89 87H90V88H89ZM175 87H176V86H175ZM245 87H246V86H245ZM42 88H43V86H42ZM42 88H41V89H42ZM44 88H45V87H44ZM52 88H53V87H52ZM75 88H76V87H75ZM102 88H103V86H102ZM176 88H177V87H176ZM183 88H184V87H182V89H183ZM201 88H202V87H201ZM201 88H200V89H201ZM203 88H204V87H203ZM207 88H210V89H211V87H207ZM214 88H215V87H214ZM236 88L238 89L237 86H236ZM236 88H234V89H236ZM46 89H47V88H46ZM54 89H55V88H54ZM54 89H52V90H54ZM150 89H149V90H150ZM172 89H173V88H172ZM174 89H175V88H174ZM185 89H186V88H185ZM192 89H193V88H192ZM216 89H217V88H216ZM216 89H215V90H216ZM237 89H236V90H237ZM254 89H255V88H254ZM7 90H8V89H7ZM31 90H32V89H31ZM202 90H203V89H202ZM207 90H208V89H207ZM211 90H213V89H211ZM248 90H249V89H248ZM256 90H257V89H255V91H254V90H253V91L256 92ZM10 91H11V90H10ZM26 91H27V90H26ZM42 91H43V89L41 90V92H42ZM47 91H48V90H47ZM49 91H50V90H49ZM102 91H103V90H102ZM122 91H123V90H122ZM172 91H173V90H172ZM172 91H171V92H172ZM180 91H181V90H180ZM217 91H219V90H216V92H217ZM7 92H8V91H7ZM15 92L17 93V91H15ZM29 92H30V90H29ZM44 92H46L45 89H44ZM44 92H42V93H44ZM53 92H54V91H53ZM86 92H87V91H85L84 93L87 95L88 92H87V93H86ZM145 92H146V90H145ZM169 92H170V90H169ZM176 92H177V91H176ZM203 92H204V91H203ZM207 92H209V91H207ZM13 93H14V92H13ZM26 93H27V92H26ZM37 93H39V92H37ZM42 93H39V95L41 96ZM56 93H57V91H56ZM59 93H60V92H59ZM103 93H104V92H103ZM178 93H179V91H178ZM217 93H218V92H217ZM256 93H257V92H256ZM256 93H255V94H256ZM263 93H264V91H263ZM263 93H262V94H263ZM3 94H5V93H3ZM7 94H8V93H7ZM7 94H6V95H7ZM61 94H62V93H61ZM78 94H79V93H78ZM165 94H166V93H165ZM167 94H168V93H167ZM172 94H176V93H172ZM187 94H188V93H187ZM196 94H197V92H196ZM201 94H203V93H201ZM201 94H200V95H201ZM205 94H206V93H205ZM205 94H204V96H205ZM212 94H213V93H212ZM257 94H258V93H257ZM8 95H9V94H8ZM8 95H7V96H8ZM16 95H17V94H16ZM18 95H19V94H18ZM26 95H27V94H26ZM45 95H46V94H44V96H45ZM51 95H52V94H51ZM53 95H54V93H53ZM58 95H59V94H58ZM86 95H82V96H86ZM148 95H149V94H148ZM209 95H210V94H209ZM259 95H260V94H259ZM7 96H6V97H7ZM14 96H15V94H14ZM19 96H20V95H19ZM19 96H18V98H19ZM23 96H24V95H23ZM23 96H22V97H23ZM47 96H48V95H47ZM73 96H74V95H73ZM91 96H93V95H91ZM101 96H102V94H101ZM101 96H100V95H99V96L96 95L95 97L102 98ZM170 96H171V94H170ZM177 96H178V94H177ZM189 96H190V95H189ZM189 96H186V97H189ZM202 96H203V95H202ZM211 96H212V95H211ZM213 96H214V95H213ZM213 96H212V97H213ZM20 97H21V96H20ZM28 97H29V96H28ZM45 97H46V96H45ZM55 97H57V96H55ZM59 97H60V96H59ZM65 97H66V96H65ZM74 97H75V96H74ZM76 97H77V96H76ZM168 97H169V96H168ZM173 97H174V96H173ZM179 97H180V95H179ZM181 97H182V96H181ZM186 97H185V98H186ZM193 97H194L193 99H195V94L193 95ZM218 97H219V96H218ZM222 97H223V96H222ZM4 98H5V97H4ZM7 98H8V97H7ZM9 98H10V97H9ZM12 98H13V96H12ZM29 98H30V97H29ZM29 98H28V99H29ZM41 98H44V97L42 96ZM41 98H40V99H41ZM60 98H61V97H60ZM71 98H73V97H71ZM90 98H91V97H90ZM93 98H94V97H93ZM177 98H178V97L173 98L172 101L174 102V100H176ZM190 98H192V97L190 96ZM190 98H187L188 100L186 99V101H189ZM196 98H197V96H196ZM219 98H220V97H219ZM219 98H218V99H219ZM249 98H250V97H249ZM5 99H6V98H5ZM5 99H4V101H5ZM14 99H15V98H13V100H14ZM22 99H23V98L20 99V102H21ZM30 99L32 100V98H30ZM30 99H29V100H30ZM35 99H37V98H35ZM35 99H34V100H35ZM50 99H51V97H50ZM69 99H70V97H69ZM162 99L165 100V98H162ZM162 99H161V100H162ZM193 99H192V100H193ZM209 99H210V98H209ZM214 99H215V98H214ZM220 99H222V98H220ZM220 99H219V100H220ZM43 100H44V99H43ZM46 100H47V98H46ZM84 100H85V99H84ZM86 100H87V99H86ZM100 100H101V99H100ZM100 100H99V101H100ZM184 100H185V99H184ZM197 100H199V99L197 98ZM206 100L208 101V99H206ZM206 100H205V103H204V104H202V102H201V104H202L201 107H202L204 110H206V108H205V106H206ZM210 100H211V99H210ZM216 100H217V99H216ZM219 100H218V101H219ZM0 101H1V100H0ZM2 101H3V99H2ZM9 101H10V100H9ZM15 101H16V100H15ZM17 101H19V100H17ZM17 101H16V102H17ZM26 101H27V99L24 100L25 103H26ZM54 101H55V100H54ZM54 101H53V102H54ZM59 101H60V100H59ZM81 101H82V100H81ZM81 101H80V100H77V101H75V104H76V102L81 103ZM88 101H89V100H88ZM95 101H96V100H95ZM168 101H169V100H168ZM190 101H191V100H190ZM200 101H203V99L200 100ZM214 101H215V100H213V103H214ZM218 101H217V102H218ZM5 102H8V101H5ZM5 102H4V103H5ZM13 102H14V101H13ZM20 102H18V103H20ZM24 102H23V104H25ZM28 102H29V101H28ZM97 102H98V101H97ZM154 102H155V100H154ZM162 102H163V100H162ZM195 102H196V101H195ZM195 102H194V103H195ZM203 102H204V101H203ZM2 103H3V102H2ZM2 103H1V104H2ZM11 103H12V102H11ZM14 103H15V102H14ZM14 103H13V105H14ZM18 103L15 104L16 107H21V104H22V103L19 104L20 106H17ZM42 103H43V102H42ZM55 103H56V102H55ZM57 103H58V101H57ZM73 103H74V102H73ZM79 103H77V104H79ZM83 103H84V102H83ZM260 103H261V102H260ZM6 104L8 105V104H10V103L8 102V103H6ZM6 104H5V105H6ZM29 104H30V103H29ZM60 104H61V103H60ZM62 104H63V103H62ZM71 104H72V103H71ZM71 104H70V105H71ZM88 104H89V103H88ZM88 104L83 105V107L87 106ZM160 104H161V103H160ZM172 104H173V103H172ZM188 104H190V103H188ZM199 104H200V102H199ZM199 104H198V105H199ZM218 104H219V103H218ZM233 104H234V103H233ZM236 104H238V103H236ZM256 104H258V103H256ZM263 104H264V102H263ZM66 105H67V104H66ZM70 105H67V106H70ZM80 105L82 106V104H80ZM95 105H97V103H96ZM181 105H182V103H181ZM181 105H180V103H179V106H180V107H182ZM184 105H185V104H184ZM192 105H193V104H192ZM244 105H245V104H244ZM246 105H247V103H246ZM9 106H11V105H9ZM56 106H57V105H56ZM71 106H72V105H71ZM71 106H70V107H71ZM73 106H74V104H73ZM81 106H80V107H81ZM89 106H91V108H93L92 106H94V104H92V105L89 104ZM154 106H155V109H152V110H155V111H154V112L151 111V112H153V113H149L147 116H145V117L143 116L142 118H141V116H140V119H138V120H135V121L133 120V121H132L133 126L131 127V125H130L131 129H130V127L128 128V126H127V127H123V126H122V127L120 128V125L123 123V121H125V120H122L121 122H119V123H121V124L118 126L119 129H117L118 127H116V126H115V127H112V128H109V127L107 126V127H108L109 129H111V130H109V129L107 128L108 131H110V132L107 133V136H106V137H102V136H100V135H97V136H96L95 134H91V133H90L91 135H95L94 138L96 137L97 140H98V142H99V141H100V142H112L111 140H115V144H112V145H110V146H108V147H103L102 145L96 146V145H94V144H92L93 146H86L85 144L82 143V142H84V141H82L81 138H86V137L83 136V134H84L86 131H88L89 129L86 130V128H83L82 131H79V130H80L83 126H85L86 123H84V125H83L84 119H85L87 116L89 117V115H88L87 112H83V111H79V110H78V114L76 113V114H77V117L74 119V120H76V122H74L73 125H74L75 123H77V125L79 124V125L82 126V127H81V128H77V127H78V126H77L75 129H73L72 126L69 127V125H68V127L65 128V130L63 131V136H64L63 138L65 139V143H64V142L56 143V142L54 141L55 143L53 142V144H50V143L52 142V140H51V142L49 143V144H50L49 146H51V147H52V146H57L58 148H62L63 150H66V149H72L73 152H76V154H78L77 159L79 158V160H84L87 156H89V157L91 156V157H93L94 160H97V159H98L97 157L99 156V154H102L103 152L108 154V153H116V152H127V153L129 152V153H130L131 151H132V152H146V155L148 154L147 156H149V155H152V156H153V154H154V155L156 154V156L158 155L157 157L155 156L156 159H157V158L159 157L158 151L160 150V152H161V150H162L161 148H163V147H167V146H170V148H172V149H170V150H173V149H175L176 147L180 146V143L176 140V138H177L178 136L175 137L174 140L172 139V137L177 133V129H176L175 125L171 126V124H173L174 122L178 121V119H175V121L173 120L174 122L172 121L171 124H170V123L167 121V119H168V110H167V108L165 107V105H161L160 107H158L157 103H154ZM188 106H189V105H188ZM196 106H197V105H196ZM196 106H195L194 108H197V107H198V106H197V107H196ZM207 106H208V105H207ZM214 106H216V105H213L212 107H214ZM238 106H239V104H238ZM256 106H257V105H256ZM6 107H7V106H6ZM14 107H15V106H14ZM76 107H77V106H76ZM80 107H78V108H80ZM83 107H81V108L83 109ZM96 107H97V106H96ZM183 107H184V106H183ZM183 107H182V108H183ZM189 107H190V106H189ZM217 107H218V106H217ZM219 107H220V106H219ZM245 107H246V106H245ZM12 108H13V107H12ZM53 108H54V107H53ZM73 108H74V107H73ZM85 108H86V107H85ZM94 108H95V107H94ZM94 108H93V109H94ZM194 108H193V109H194ZM199 108H200V107H199ZM214 108H215V107H214ZM214 108H213V109H214ZM2 109H4V108H2ZM10 109H11V107H10ZM14 109H16V108H14ZM18 109H19V108H18ZM27 109H30V110H28V111H32L31 107H30V108L27 107ZM27 109L25 108L26 111H27ZM86 109H87V108H86ZM185 109H186V108H185ZM197 109H198V108H197ZM197 109H196L195 111H197ZM215 109H216V108H215ZM5 110H7V109L5 108ZM12 110H13V109H12ZM20 110H21V109H20ZM80 110H81V109H80ZM83 110H84V109H83ZM183 110H184V108H183ZM199 110H200V109H199ZM262 110L264 111V107L262 108ZM8 111H9V110H8ZM26 111H25V112H26ZM69 111H70V110H69ZM75 111H76V109H75ZM84 111H85V110H84ZM87 111H88V110H87ZM181 111H182V110H181ZM0 112H1V110H0ZM22 112H23V110H22ZM89 112H90V111H89ZM177 112H178V111H177ZM215 112H217V111H215ZM62 113H63V112H62ZM97 113H98V112H96V114H97ZM183 113H185V112H183ZM186 113L189 114V112H186ZM198 113H202V110H201L200 112H198ZM203 113H205V112H203ZM207 113H209V110L207 111ZM207 113H205V114H207ZM223 113H224V112H223ZM249 113H250V112H249ZM0 114H1V113H0ZM31 114H32V113H31ZM33 114H34V113H33ZM56 114H57V113H56ZM60 114H61V113H60ZM90 114H91V112H90ZM172 114H173V113H172ZM179 114H180V110H179ZM205 114H203V115H205ZM209 114H210V113H209ZM2 115H3V114H1V117H2ZM20 115H23V114H20ZM34 115H35V114H34ZM144 115H145V114H144ZM181 115H183L182 112H181ZM186 115H187V114H186ZM191 115H192V113H191ZM193 115H194V114H193ZM199 115H202V114H199ZM211 115H212V114H211ZM213 115H214V117H215L216 113L213 114ZM218 115H219V114H218ZM14 116H15V115H14ZM18 116H19V114H18ZM174 116H175V115H174ZM174 116H173V117H174ZM183 116H184V115H183ZM187 116H188V115H187ZM189 116H190V115H189ZM250 116H251V114H250ZM254 116H255V115H254ZM263 116H264V115H263ZM12 117H13V116H12ZM66 117H67V116H66ZM191 117H192V116H190V119H191ZM195 117H196V116H195ZM195 117H193L192 119L194 120ZM197 117H198V116H197ZM208 117H209L208 114L205 115V119H206V121H205V123H204V126H205V127H204L203 129H206V128H207L208 121H209V124H210V125H211V124H214V121H213V120H212V121H213L212 123H211V119H210V120H209V119L207 120ZM240 117H241V116H240ZM72 118H73V117H72ZM175 118H177V117H175ZM178 118H179V117H178ZM248 118H249V116H248ZM251 118H252V116H251ZM251 118H250V119H251ZM262 118H263V117H262ZM179 119H181V118H179ZM213 119H214V118H213ZM252 119H254V118H252ZM252 119H251V120H252ZM130 120H132V119H130ZM218 120H219V118H218ZM218 120H217V121H218ZM251 120H248V121L250 122ZM254 120H255V119H254ZM254 120H253V122H256V121H254ZM259 120H260V119H259ZM85 121H86V119H85ZM115 121H117V120H115ZM127 121H128V120H127ZM127 121H125V122H127ZM170 121H171V120H170ZM189 121H190V120H189ZM189 121H187V122L189 123ZM219 121L222 122L221 120H219ZM2 122H3V121H2ZM2 122H1V123H2ZM16 122H17V121H16ZM117 122H118V121H117ZM125 122H124V123H125ZM167 122H168L169 124H168ZM191 122H192V121H191ZM240 122H241V121H240ZM244 122H245V121H244ZM93 123H94V122H93ZM93 123H92V124H93ZM215 123H217V122L215 121ZM218 123H219V122H218ZM92 124H91V125H92ZM94 124H95V123H94ZM97 124H98V123H96V125H97ZM116 124H117V123H116ZM127 124H128V123H127ZM183 124H184V123H183ZM219 124H220V123H219ZM249 124H250V123H249ZM66 125H67V124H66ZM86 125H87V124H86ZM89 125H90V124H89ZM99 125H100V124H99ZM167 125H169V126H167ZM199 125H200V124H199ZM199 125H198V126H199ZM258 125H259V124H258ZM87 126H88V125H87ZM87 126H86V127H87ZM100 126H101V125H100ZM100 126H99V127H100ZM124 126H125V124H124ZM240 126H241V125H240ZM252 126H254V123H253ZM260 126H261V125H260ZM104 127H105V125H104ZM104 127H102V128H103V129H102V132H103V130H105ZM262 127H263V126H262ZM88 128H89V127H88ZM212 128H214V127H212ZM230 128H231V127H230ZM260 128H261V127H260ZM77 129H78V130H77ZM93 129H96V128H93ZM93 129H92V130H93ZM178 129H180V128H178ZM215 129H217V128L215 127ZM257 129H259V128H257ZM8 130H10V128H9ZM8 130H7V131H8ZM11 130H12V129H11ZM51 130L54 131L53 129H51ZM212 130H213V129H212ZM43 131H44V130H43ZM78 131H79V132H78ZM90 131H91V130H90ZM95 131H96V130H95ZM179 131H180V130H179ZM184 131H185V130H184ZM213 131H215V130H213ZM213 131H212V133H213ZM257 131H258V130H257ZM98 132H101V128L99 129V131L97 130L96 134H97ZM167 132H169V133H168L169 135L167 134ZM180 132H181V131H180ZM185 132H186V131H185ZM208 132L211 133L210 130H209ZM223 132H225V131H223ZM35 133H36V132H35ZM45 133H46V131H45ZM189 133H190V132H189ZM209 133H208V134H209ZM228 133H229V132H228ZM4 134H5V133H4ZM42 134H43V133H42ZM98 134H99V133H98ZM100 134H101V133H100ZM102 134H103V133H102ZM117 134H118V135H117ZM181 134H182V132H181ZM197 134H198V133H197ZM204 134H205V133H204ZM208 134H206L205 136H207ZM258 134H259V133H258ZM262 134H263V133H262ZM39 135H40V134H39ZM116 135H117V137H116ZM133 135L136 136V137H137V136H139V137H143V136L146 137V139H147L148 141H146V142L144 141V142H145V145H143V147H142L143 149L138 150V151H136V150H132V149L127 150V149H125L124 147H122V143H121V142H116V140H121L122 138H125V137H128V136L130 137V136H133ZM179 135H180V134H179ZM195 135H196V134H195ZM25 136H26V135H25ZM82 136H83V137H82ZM85 136H87V135H85ZM189 136H190V135H189ZM234 136H235V135H234ZM237 136H238V135H237ZM244 136H245V135H244ZM257 136H259V135H257ZM61 137H62V136H60V138H61ZM89 137H90V135H89ZM259 137H260V136H259ZM261 137H263V136H261ZM42 138H43V137H42ZM57 138H58V136H57ZM57 138H56V140H57ZM94 138H93V140H94ZM205 138H206V137H205ZM216 138H217V137H216ZM177 139H179V138H177ZM199 139H200V138H199ZM256 139H257V138H256ZM261 139H264V138H261ZM61 140H62V139H61ZM61 140H59V141H61ZM85 140H86V139H85ZM88 140H91V139H88ZM144 140H145V139H144ZM208 140H209V139H208ZM222 140H223V139H222ZM222 140H221V142H222ZM242 140H243V138H242ZM242 140H240V141H242ZM201 141L204 142L205 140L203 141L202 138H201ZM229 141H230V140H229ZM236 141H237V142H236ZM236 141H234V142H236L234 146H236V145L239 143L237 139H236ZM85 142H86V141H85ZM95 142H96V140H95ZM182 142H183V141H182ZM192 142H193V141H192ZM197 142H199V141H197ZM221 142H220V143H221ZM185 143H186V142H185ZM190 143H191V142H190ZM204 143H205V142H204ZM232 143H233V142H232ZM232 143H231V144H232ZM193 144H194V143H193ZM205 144H206V143H205ZM233 144H234V143H233ZM27 145H28V144H26V147H27ZM29 145H31V144H29ZM41 145H42V143H41ZM97 145H98V144H97ZM223 145H225V144H223ZM19 146L21 147L22 145H18L17 147H19ZM24 146H25V145H24ZM24 146H23V147H24ZM42 146H43V145H42ZM42 146H41V147H42ZM190 146H191V145H190ZM199 146H201V145H199ZM218 146H219V145H218ZM220 146H221V145H220ZM225 146H226V145H225ZM231 146H232V145H231ZM8 147H9V146H8ZM20 147H19V148H20ZM29 147H30V146H29ZM44 147H45V146H44ZM180 147H181V146H180ZM203 147H204V146H203ZM205 147H206V146H205ZM215 147H216V146H215ZM232 147H233V146H232ZM4 148H5V147H4ZM4 148H3V149H4ZM21 148H22V147H21ZM42 148H43V147H42ZM120 148H122L123 151H119ZM178 148H179V147H178ZM181 148H182V147H181ZM187 148H188V147H187ZM210 148H211V147H210ZM210 148H208V149H210ZM216 148H219V147H216ZM227 148H228V147H227ZM55 149H56V148H55ZM184 149L186 150V151H185L186 153L189 152V151L187 152L186 146H185ZM206 149H207V148H206ZM206 149H205V150H206ZM219 149H220V148H219ZM223 149H224V148H223ZM0 150H1V149H0ZM6 150H9V149L7 148ZM6 150H5V152H7ZM10 150H12V149H10ZM29 150H31V149H29ZM32 150H34V149H32ZM38 150H39V149H38ZM167 150H168V149H167ZM205 150H204V151H205ZM210 150H211V149H210ZM226 150H227V149H226ZM226 150H225V151H226ZM262 150H263V149H262ZM16 151H17V150H16ZM18 151H19V150H18ZM40 151H42V150H40ZM214 151H215V148H214ZM5 152H4V154H5ZM8 152H9V151H8ZM23 152H24V151H23ZM27 152H28V150H27ZM31 152H32V151H31ZM182 152H184V151H182ZM185 152H184V155H185ZM196 152H197V151H196ZM217 152H218V150L216 151V154H217ZM223 152H224V150H223ZM261 152H262V151H261ZM10 153H11V152H10ZM13 153H14V152H13ZM20 153H21V152H20ZM24 153H25V152H24ZM24 153H23V154H24ZM171 153H172V151H171ZM221 153H222V152H221ZM254 153H255V152H254ZM256 153H257V152H256ZM258 153H259V152H258ZM4 154H3V155H4ZM29 154H31V153H29ZM131 154H133V153H131ZM134 154H135V153H134ZM138 154H139V153H138ZM163 154H164V153H163ZM166 154H167V153H166ZM194 154H195V153L193 152V155H194ZM3 155H1V156H3ZM10 155H12V154H10ZM13 155L15 156V153H14ZM102 155H103V154H102ZM118 155H119V154H118ZM121 155H122V154H121ZM124 155H125V154H124ZM146 155H145V156H146ZM190 155H192V154H190ZM201 155H202V154H201ZM262 155H263V153H262ZM262 155H261V156H262ZM8 156H9V155H8ZM104 156H105V154H104ZM109 156H110V155H109ZM139 156H140V155H139ZM143 156H144V155H143ZM167 156H168V155H167ZM169 156H171V155H170V152H169ZM182 156H183V154L180 153V152L177 153V154H174L173 157H171L172 160L169 161V163L172 164V166H170V167H172V168L174 169V167L178 166V162H179V160L181 159ZM194 156H195V155H194ZM194 156H193V157H194ZM206 156H207V155H206ZM37 157H38V156H37ZM44 157H45V156H44ZM99 157H100V156H99ZM102 157H103V156H102ZM155 157H154V158H155ZM190 157H191V156H190ZM190 157H189V158H190ZM195 157H196V156H195ZM200 157H201V156L198 154V157H197V158H200ZM213 157H214V156H213ZM12 158H13V157H12ZM14 158H15V157H14ZM14 158H13V159H14ZM35 158H36V157H35ZM74 158H75V157H74ZM74 158H73V159H74ZM146 158H148V157H146ZM197 158H196V159H197ZM61 159H62V158H60V161H61ZM86 159H87V158H86ZM88 159H89V158H88ZM111 159H112V158H111ZM111 159H110V160H111ZM142 159L144 160V157H142ZM148 159H150V158H148ZM161 159H163V156H162ZM164 159H165V157H164ZM190 159H192V158H190ZM196 159H195V160H196ZM55 160H56V161H53V162H55V163L58 162L56 158H55ZM67 160H69V158H67ZM70 160H71V159H70ZM152 160H153V157H152ZM188 160H189V159H186V161H188ZM197 160H199V159H197ZM202 160H204V159H202ZM10 161L14 162V160H12V159H10ZM89 161H90V160H89ZM89 161H88V163H89ZM97 161H98V160H97ZM112 161H113V160H111V162H112ZM144 161L147 162L146 160H144ZM157 161H158V159H157ZM159 161H160V159H159ZM167 161H168V159H167ZM190 161H191V160H190ZM190 161H189V162H190ZM199 161H201V160H199ZM0 162H1V161H0ZM61 162L63 163V160H62ZM80 162H81V161H80ZM107 162H108V160H107ZM113 162H114V161H113ZM182 162H183V161H182ZM189 162H187V163H189ZM30 163H31V162H30ZM36 163L39 164L40 162H37V161H36L35 164H36ZM51 163H52V160H51ZM55 163H54V164H55ZM84 163H86V162H83V164H84ZM91 163H92V162H91ZM93 163H94V162H93ZM147 163H148V162H147ZM153 163H156V162L154 161ZM162 163H164V162H162ZM183 163H184V162H183ZM194 163H195V161H194ZM59 164H60V163H59ZM108 164H111L109 167H111V166L113 165V163H110V162H108ZM108 164H107V166H108ZM151 164H152V163H151ZM189 164H190V163H189ZM189 164H188V165H189ZM1 165H2V164H1ZM39 165H41V164H39ZM84 165H85V164H84ZM87 165H88V164H87ZM87 165H86V166H87ZM94 165H95V164H94ZM94 165H93V167H94ZM180 165H181V164H180ZM185 165H186V164H185ZM21 166H22V165H21ZM36 166H37V164H36ZM69 166H71V165H69ZM90 166L92 167V164H89L88 168H89ZM139 166H140V165H139ZM139 166H138V167H139ZM150 166H151V165H150ZM165 166H167V165H165ZM193 166H194V165H193ZM198 166H199V165H198ZM27 167H28V166H26V168H27ZM136 167H137V166H136ZM136 167H135V168H136ZM148 167H149V166H148ZM170 167H169V168H170ZM182 167H184V166H182ZM186 167H187V166H186ZM189 167H190V166H189ZM189 167H187V168H189ZM28 168H29V167H28ZM30 168L32 169L33 166L31 165ZM56 168H57V167H56ZM61 168H62V167H61ZM160 168H161V166H160ZM172 168H171V169H172ZM244 168H245V167H244ZM31 169H30V170H31ZM36 169H37V167H35V170H36ZM58 169H59V168H58ZM89 169H90V168H89ZM89 169H88V170H89ZM92 169H93V168H92ZM99 169H100L99 171H98V169H95V170H96L95 172H99V173H100V171H101L102 169H101V168H99ZM131 169H132V168H131ZM142 169H143V168H142ZM142 169H141L140 171H142ZM162 169H163V167H162ZM166 169H168V166H167ZM176 169H177V168H176ZM176 169H175V170H176ZM178 169H179V168H178ZM33 170H34V169H33ZM64 170H65V169H64ZM82 170H83V168H80V169L78 170V172H79V171H80V172H79V174H78L77 177H75V176H71V174H70V175L68 174V175L71 176V177H69V178L67 179V182H71V183H72V181H74V180H75V181H79V180H78L79 178H81L83 181L86 180V175L83 174V173H81V172H83ZM88 170L86 169V173L88 172ZM93 170H94V169H93ZM93 170H92V171H93ZM153 170H155V169H153ZM180 170H181V169H180ZM27 171H29V170H27ZM90 171H91V170H90ZM90 171L88 172V175H89V176H90V175H94V174L90 173ZM92 171H91V172H92ZM117 171H118V170H117ZM145 171H146V170H145ZM148 171H149V170H148ZM171 171H172V170H171ZM12 172H13V170H12ZM29 172H30V171H29ZM76 172H77V171H76ZM78 172H77V173H78ZM101 172H103V171H101ZM168 172H169V171H168ZM60 173H62V172H60ZM77 173H75V174H77ZM104 173H105V172H104ZM104 173H103V174H104ZM132 173H133V172H132ZM134 173H136V172H134ZM24 174H25V173H24ZM52 174H53V173H52ZM52 174H50V175H52ZM57 174H58V173H57ZM96 174H98V173H96ZM96 174H95V176H96ZM124 174H125V173H124ZM167 174H169V173H167ZM53 175H54V174H53ZM59 175H60V174H59ZM105 175H106V173H105ZM103 176H104V175H103ZM133 176H134V175H133ZM45 177H46V176H45ZM55 177H56V176H55ZM67 177H68V176H67ZM74 177H75V178H74ZM73 178H74V179H73ZM223 178H224V177H223ZM94 179H95V178H94ZM105 179H106V178H105ZM58 180H59V179H58ZM60 180H62V178H61ZM90 180H91V179H90ZM0 181H1V180H0ZM65 181H66V180H65ZM101 181H103V180H101ZM101 181H100V182H101ZM51 182H52V181H51ZM96 182H97V180H96ZM43 183H44V182H43ZM43 183H41V184L43 185ZM37 184H38V182H37ZM79 184H80V183H79ZM98 184H99V183H98ZM141 184H142V183H141ZM67 185H68V183H67ZM67 185H66V186H67ZM56 186H57V185H56ZM95 186H96V185H95ZM91 187H93V186H91ZM142 187H143V186H142ZM144 187H145V186H144ZM39 189H41V187H39ZM85 189H86V188H85ZM88 189H90V187L87 188L86 190H88ZM37 191H38V190H37ZM35 193H36V192H35ZM46 193H47V194L49 193V195H50V192H46ZM52 195H53V194H52ZM56 195H57V194H56ZM84 195H86V194H84ZM132 195H133V194H132ZM53 197H54V196H53ZM127 197H128V196H127ZM215 197H216V196H215ZM34 198H35V197H34ZM131 198H132V197H131ZM180 198H181V197H180ZM37 199H38V198H37ZM52 199H53V198H52ZM63 199H64V198H63ZM44 200H45V199H44ZM27 201H28V200H27ZM30 201H31V200H30ZM30 201H28V203H29ZM32 201H33V200H32ZM155 201H156V200H155ZM33 202H34V201H33ZM26 203H27V202H26ZM39 203H41V202H39ZM43 203H44V202H43ZM12 204H13V203H12ZM24 205H26V204H24ZM24 205H23V206H24ZM32 205H33V204H32ZM8 206H9V205H8ZM16 206H17V205H16ZM25 207L31 208L32 206L29 207V205H28V206L26 205V206H24L23 208L26 209ZM10 208H11V207H10ZM23 208H22V209H23ZM39 208H40V207H39ZM149 208H150V207H149ZM20 209H21V208H20ZM20 209H19V211H20ZM35 209H36V208H35ZM9 210H10V212L14 211L13 209H12V211H11V209H9ZM24 211H25V210H24ZM27 211H28V210H27ZM27 211H26V214H27ZM30 211H32V210H30ZM152 211H153V210H152ZM4 212H5V211H4ZM14 212H15V211H14ZM8 213H9V211H8ZM16 213L18 214V211H17ZM19 213H20V212H19ZM31 213H32V212H31ZM7 215H8V214H7ZM9 215H12V214H9ZM16 216H18V215H16ZM16 216H15V217H16ZM3 217L5 218V216H3ZM11 217H12V216H11ZM24 218H25V217H24ZM7 219H8V216H7ZM18 219H19V218H18ZM31 219H32V218H31ZM31 219H29V220H31ZM65 219H66V218H65ZM243 219H244V218H243ZM9 220H10V218H9ZM14 220H17V218L14 219ZM19 220L21 221V219H19ZM61 220H62V219H61ZM63 220H64V219H63ZM41 221H42V220H41ZM12 222H13V221H12ZM16 222H17V221H16ZM14 223H15V222H14ZM20 223H23V222H20ZM24 223H25V222H24ZM27 223H28V222H27ZM33 223H34V222H33ZM18 225H20V224H18ZM35 225H36V224H35ZM199 231H200V230H199ZM10 239H11V238H10ZM169 249H170V248H169Z\"/></svg>", "mask_w": 264, "mask_h": 264}]
</instances>
